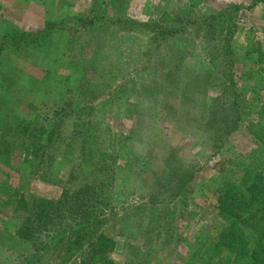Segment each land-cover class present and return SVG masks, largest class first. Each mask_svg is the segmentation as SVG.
Here are the masks:
<instances>
[{
	"label": "rangeland",
	"instance_id": "374dc122",
	"mask_svg": "<svg viewBox=\"0 0 264 264\" xmlns=\"http://www.w3.org/2000/svg\"><path fill=\"white\" fill-rule=\"evenodd\" d=\"M0 4L5 8L0 37L15 28L28 34L21 49L10 41L12 46L2 53L5 72L22 88V99L18 95L20 101L8 103L14 112L37 123L52 112L62 94L76 89L80 95L77 99L74 94V102L83 107L82 112L92 114L116 137L110 148L115 179L113 185L101 186L116 198L108 202L112 219L107 228L113 218L148 199L146 185L154 186L153 177L158 180L160 193L155 198L160 203L152 211L158 210L162 238L156 234L145 238L124 218L117 237L109 228L117 243L111 253L114 264H181L215 212L210 179L219 162L253 147L244 127L253 117L246 111L238 121L230 99L254 92V80L244 77L240 58L230 68L224 48L229 43L241 55L250 29L264 45V1L253 5V0H0ZM97 10L105 20L100 15L90 17L89 22L94 20L90 27L75 19ZM210 14L218 15L211 36L224 44L219 51L205 49L195 25L184 34L167 36V44L172 45L167 53L173 51L180 64L175 71L177 88L143 69L147 64L139 56L158 29ZM118 17L133 26L115 24ZM170 57L163 58L171 61ZM68 117L63 133L74 130L73 115ZM76 137L60 143L58 150L49 149L51 155L43 156L44 161L33 151L19 153L9 137L0 138V264L81 263L79 254L87 242L70 255L43 251L32 255L30 241L18 232L33 198L56 200L64 186L70 188L88 176L91 169L80 163ZM92 174L87 178L102 183V174L97 170ZM179 178L188 187L172 197ZM52 238L48 239L53 247H59ZM160 242L144 257L146 246Z\"/></svg>",
	"mask_w": 264,
	"mask_h": 264
},
{
	"label": "trees",
	"instance_id": "16d2710c",
	"mask_svg": "<svg viewBox=\"0 0 264 264\" xmlns=\"http://www.w3.org/2000/svg\"><path fill=\"white\" fill-rule=\"evenodd\" d=\"M262 1L264 0H253V5ZM4 12L5 8L0 4V20ZM99 12L97 10V12L78 14L75 19L86 27L94 21L89 22L90 17L97 19L100 15L102 21L105 20L104 15ZM217 16L210 14L201 20H187L182 25L175 24L158 29L150 39L147 49L139 56L142 64H147L143 69L151 70V74L153 76L155 74L154 78L160 79L162 76L163 80H169L172 87L174 85V88H177L178 74L175 71L179 69L180 64H177L173 51H171L172 55L167 53L170 44H167V36L176 35L179 32L184 34L195 25V35L202 40L205 49L215 47L219 51L224 44H221L222 41H218V38L211 36ZM114 21L115 24L133 26L128 19L118 17ZM252 32L253 30L250 29L245 34L247 43L241 55L237 54L229 43L225 44L224 52L229 57L231 69L236 67L240 58L242 62L239 63L244 69V77L247 80H254V92L244 93L241 98L235 97L234 94V97L230 99L231 110L236 114L238 121L243 116L242 113L246 111L253 117L244 126L251 135L253 147L247 152H237L219 162V170L210 179L215 212L209 217L210 225L206 228L205 234L199 238L193 248L185 253L186 256L181 264H264V45ZM38 33L34 32V35ZM27 35L15 28L0 37V138L9 137L19 153L20 150L33 151L39 161H44L43 156L51 155V152L50 154L48 152L51 151L49 149L58 150L60 143L68 144L74 136H77V141L74 140L79 148L80 163L91 169L88 170V176L91 173L90 178H92V173L97 170L103 178L102 183H97L95 179L90 180L87 176L77 185L70 188L64 186L56 200L33 198L18 232L23 239L30 241L29 249L34 253L32 255L42 253L41 251L63 252L70 255L81 249L87 242L86 248L79 254L82 256L80 264H114L111 253L117 243L113 235L116 234V237L119 235L117 227H120V222L124 218L127 217L126 219L130 220L138 233L145 238L150 234H156L162 238L164 230L158 224V210L155 214L152 211L155 205L160 203L155 198L160 193V190H157L158 180L153 177L154 186L146 185V191L150 195L148 199L134 208H127L126 211L131 208L132 211L113 218L114 223L107 228L108 220L112 219L111 215H108L110 212L108 202L112 201L113 196L112 193L105 194L101 186L113 185L115 179L111 178L115 166L110 148L116 137L111 134V128L93 119L89 112V114L82 112L83 107L80 108L78 103L74 102V94L78 96L77 99L80 95L77 94L76 89L62 94L52 112L44 115L37 123L25 121V118L18 116L11 108L12 106H9L15 100L18 102L22 99V88L17 85L12 76L5 72L6 65L2 53L12 46L10 41L18 44L16 49H21V43L27 41ZM231 39L230 34L227 37L228 42ZM168 56H172L171 61L169 58L168 60L163 58ZM244 60L251 61V65L244 66ZM166 61L167 66H165ZM157 70L159 74H156ZM18 95L19 98L21 97L20 100ZM70 115H73L75 131L67 130L63 133L62 130ZM187 184L179 178L173 184L172 197L181 195L183 189L188 187ZM155 191L157 194L154 195ZM165 191H170V188ZM113 199L116 200V198ZM149 211L152 214L143 220ZM109 228L114 234L110 233ZM50 236L53 237L56 245L57 243L60 245L59 247H53L51 240L48 239ZM72 237L73 240L70 241ZM161 245L160 242L156 246H150V244L146 246L144 257Z\"/></svg>",
	"mask_w": 264,
	"mask_h": 264
}]
</instances>
